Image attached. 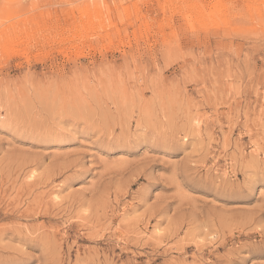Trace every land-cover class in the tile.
I'll use <instances>...</instances> for the list:
<instances>
[{
    "label": "rangeland",
    "instance_id": "374dc122",
    "mask_svg": "<svg viewBox=\"0 0 264 264\" xmlns=\"http://www.w3.org/2000/svg\"><path fill=\"white\" fill-rule=\"evenodd\" d=\"M0 264H264V0H0Z\"/></svg>",
    "mask_w": 264,
    "mask_h": 264
}]
</instances>
